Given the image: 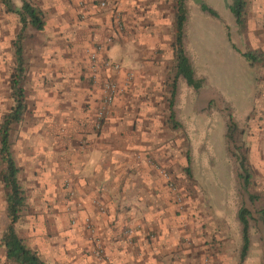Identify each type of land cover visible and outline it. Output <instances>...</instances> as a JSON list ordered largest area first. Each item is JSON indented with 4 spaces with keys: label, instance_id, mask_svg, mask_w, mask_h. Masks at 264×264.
Masks as SVG:
<instances>
[{
    "label": "rangeland",
    "instance_id": "374dc122",
    "mask_svg": "<svg viewBox=\"0 0 264 264\" xmlns=\"http://www.w3.org/2000/svg\"><path fill=\"white\" fill-rule=\"evenodd\" d=\"M1 1L0 6L4 9ZM12 1L19 6L18 0ZM35 1L30 0L34 5ZM65 1L67 5L76 7L75 3L72 4L73 1ZM226 1L231 0H186L184 47L195 75L203 77L205 84L197 90H192L180 81L175 112L180 126L170 129L165 121V126L158 131L163 136L162 150L151 147L155 144L153 140L146 141L148 144L144 149L151 156L155 170V173H149L154 180L153 193L151 189H147L146 195L144 194L146 197L138 203L133 202L129 196L122 203L107 205L97 201V204L87 205L90 210L96 209L100 216L104 217V220L99 221L85 212L87 206L82 201L81 194L73 183L70 184V175L65 171V161L69 156L66 150L61 148L55 155L54 152H46L50 157L55 156L54 161L59 163V167L51 170L52 172L43 170L37 174L35 170L36 130L39 136L44 137L43 142L46 143L50 135L61 134L63 137L66 127L64 124L59 125L53 133L47 124L38 126V123L35 128L36 119L40 115L35 111V40L44 38L48 29L38 33L27 26L21 40L25 59L21 84L27 111L22 121L14 125L10 135L13 158L18 167L17 177L25 195V205L14 227L24 244L35 250L45 264H259L263 236L260 225H257L259 230L250 229L248 253L241 263L238 262L240 238L235 212L240 199L233 185L232 164L225 154L221 135L223 119L219 109L226 103L220 100L218 91L230 98L229 105L231 108L233 106L236 119L241 117L246 107L251 106V102L252 106L254 105V76L248 67L241 63L235 54L236 51L231 47L232 42L243 52L248 51L245 42L248 30L245 29V23L242 27L232 25L233 18L227 9ZM81 2L79 0V4ZM200 2L216 10L219 18L202 11L199 8ZM92 7L94 14L98 15V12L102 11L98 5ZM81 14L74 13L69 18L66 13L58 18L66 28L60 32L70 41L68 48L74 52V60L82 64L81 73L77 75L80 87L87 91L90 86L94 87V90L99 91L97 97L100 99L98 83L93 84L88 77L87 55L97 45L105 44L106 48L112 43L116 34L113 26L115 18L112 12L107 13L112 29L93 26L94 30L90 33L95 34V37L90 35L88 40L87 32L83 31V27H86L83 23L85 16L82 14L80 18ZM247 17L249 38L256 37L258 42L264 44V16L250 11ZM165 22L166 29L159 30L122 28L123 33L136 35L139 40L120 47L122 57L134 51L143 52L145 55H150L151 51L154 54H164L165 72L158 98L164 103V119L166 100L162 95V88L171 63L170 42L173 33V22ZM72 25L74 30H69ZM18 27L14 15L7 13L3 17L0 14V115L12 105L8 79L15 65L12 41ZM163 31H166V34ZM153 33L166 36L163 45L157 46L156 49L146 44L149 38L145 35ZM256 51L260 50H253ZM261 52V61L256 63V77L264 82V51ZM243 60L251 65L249 60L244 57ZM93 92L92 98L96 95V91ZM98 104L99 101L96 107ZM259 104V110H262L259 115L264 119V102H257V105ZM89 108L82 112L84 119L90 115L92 108ZM50 111L54 112L48 114L49 117L64 115L60 110ZM248 129L254 131L250 140L257 138L261 142L264 134L261 133L260 126L253 125ZM100 130L101 127L97 131ZM255 132H258L257 136ZM21 136L22 138H19ZM62 137L58 139L61 146L65 143V138ZM242 143L246 147L250 165L264 166L257 145L253 147L254 151L250 152V155L248 147L251 141L243 136ZM186 154L189 156L190 176H187L184 170ZM255 178V182L260 180L261 185L262 178L256 172ZM1 190L0 207L6 217L4 191ZM93 213H96L95 210ZM86 217L89 222L85 221ZM1 226L0 222V230Z\"/></svg>",
    "mask_w": 264,
    "mask_h": 264
},
{
    "label": "crops",
    "instance_id": "0c3cea01",
    "mask_svg": "<svg viewBox=\"0 0 264 264\" xmlns=\"http://www.w3.org/2000/svg\"><path fill=\"white\" fill-rule=\"evenodd\" d=\"M70 1H73L72 4L75 3L76 7L71 4L67 5L65 0L35 1L44 16L42 30L48 29L44 38L39 41L35 40V111L37 110L40 114L36 119L35 128L38 123V126L47 124L51 127V133H53L59 125L64 124L66 127L65 133L62 134L65 138V143L62 146L58 141L62 137L61 134L58 136L50 135L44 143V137L39 136L38 130H36L35 170L38 174L42 173L43 170L52 172L55 168H58L59 163L54 161L55 156L50 157L46 152L51 151L55 155L57 150L60 151L63 148L69 153L68 159L65 161V171L70 175V184L73 183L86 206L98 202L107 205L114 202L122 203L129 196L132 197L133 202L138 203L146 197L145 191L147 189H151L152 193V189H154V180L149 176V173H155V170L152 167L151 156L144 149L145 145L148 144L146 141L153 140L155 144L151 147L162 150L161 141L163 136L158 131L165 124L162 111L164 103L158 98H160L159 90L165 72V60L164 54H154L152 51V55L134 51L122 57L120 47L128 42L133 43V41L139 40L136 35L123 33L122 28H133L134 30L139 27L148 28L149 30L166 29L165 21L173 22L172 0H103L105 6L101 8V12L96 11L98 15L93 13L95 10L90 4V0H81L80 4L79 0ZM228 3L229 1H226V6ZM250 11L264 16V0H252L251 2L247 0L245 29L248 31L247 15ZM110 12L115 18L113 26L116 34H114L112 43L104 49L103 54L108 60L119 64L118 70L108 72L117 83L119 91L111 105L108 117L101 126V130L94 131L91 122L94 108L99 101V97H97L99 91L94 90L92 86L89 87V91L80 87L77 75L81 73L80 67L82 64L74 60V52L68 48L70 41L66 40L65 35H61L60 32L61 29L66 30V28L58 18L63 17V14L66 13L69 14V18L74 13L84 14L83 23L86 24V27H83V31L87 32V39L89 40L90 35L95 37V34L90 33L94 30L93 26L97 28L99 26V28L107 30L112 29L107 15ZM0 14L3 17L7 14L1 6ZM82 14L79 15L80 18ZM228 21L231 20L228 19ZM232 25H236L234 19ZM69 28V30H74L73 25ZM41 31L37 32L40 33ZM248 31L247 37L249 38L248 34L250 32ZM164 32L166 34V31ZM145 37L149 38V42L146 44L151 46L150 48L155 47L154 49L159 45H163L162 43L166 38V36L158 35V33L145 35ZM248 38L245 39L248 50L258 49L264 51V44L258 42L256 37ZM231 47L236 51L235 54L241 60V63L247 66L254 76L253 88L255 92V86L261 82L256 79V63L249 65L248 62L243 60L241 55L243 51L232 42ZM85 63L83 66L84 71L86 70ZM93 91H96V95L92 98ZM218 93L221 101L230 104V98L223 96L219 91ZM250 105L245 108L244 113L237 121H243L244 116L252 107V102ZM46 106H49V108ZM87 108L89 110L92 108V110L89 117L84 119V115L82 116L84 113L82 112ZM50 110L63 111L64 115L58 114L55 115L56 117H49L48 114L54 112ZM259 124L261 131H264V119L259 120ZM253 133L254 131L251 130L250 135L246 136L249 142L251 141L248 147L249 153H252L254 151L253 147L257 145L259 157L264 160V138L261 142L257 138L250 140ZM255 133L257 136L258 132ZM19 138H22V136ZM157 146L158 148H156ZM252 168L262 178L261 181L264 182V166L254 164ZM1 189L0 183V204L2 203ZM88 206L85 212L90 213L91 218L96 221L104 220V217H101L96 209L90 210ZM93 210L96 213H93ZM6 219L0 207V222L2 225L0 238L4 225L8 223ZM0 264H13L5 259L1 243Z\"/></svg>",
    "mask_w": 264,
    "mask_h": 264
},
{
    "label": "trees",
    "instance_id": "16d2710c",
    "mask_svg": "<svg viewBox=\"0 0 264 264\" xmlns=\"http://www.w3.org/2000/svg\"><path fill=\"white\" fill-rule=\"evenodd\" d=\"M18 1L20 2L19 6H16L12 0L1 1L4 12L14 15L19 27L15 34V39L12 41L15 65L8 79L12 105L0 115V183L4 191V211L8 219V223L1 234L0 243L3 246L4 257L9 263L45 264L35 250L24 244L14 227L25 205V195L17 177L18 167L13 158L10 142V135L14 125L22 121L27 111L24 89L21 84L22 72L25 69L21 40L22 36L25 35L27 26L32 27L36 31H41L44 25L43 13L36 4L34 5L30 0ZM90 2L91 5L95 6L98 0H90ZM172 3L171 63L162 88V95H164L166 100L165 121L170 129H176L180 126V122L175 118L178 83L183 81L187 87L197 90L205 84V80L203 77L195 75L191 60L184 47V29L187 21L186 0H172ZM199 8L208 15L219 18L218 13L205 3L200 2ZM227 9L231 13L237 27L244 26L247 14V0H231L227 4ZM261 54H263L261 51L253 52L252 50L241 52V55L251 63H259L262 57ZM256 79L258 81L261 80L258 76ZM259 101L264 102L263 81L258 86H255L254 105L244 116L242 122L237 121L229 104L226 103L219 109L223 119L222 139L224 151L232 164L233 185L240 199L235 212L240 238L237 253L239 263L244 260L250 247V229L253 228L256 231L257 228L259 230L257 225H260L263 236L261 237L262 250L259 264H264V182L261 181V185L259 184L260 180L255 182V172L247 158L246 147L242 143V137L251 133V130L248 129L249 126H260L259 120H262V115L259 114L262 113V110H259L261 105H257ZM261 132L264 134V131ZM185 163V173L190 176L188 154L185 155Z\"/></svg>",
    "mask_w": 264,
    "mask_h": 264
},
{
    "label": "built area",
    "instance_id": "2783aa9c",
    "mask_svg": "<svg viewBox=\"0 0 264 264\" xmlns=\"http://www.w3.org/2000/svg\"><path fill=\"white\" fill-rule=\"evenodd\" d=\"M99 8L105 6L104 1L100 0L97 3ZM105 49V44L97 45L87 55L88 67L87 73L88 77L93 84L98 83L100 90L99 104L96 107L93 117H92V129L97 131L100 129L101 124L107 117L110 106L118 94V85L115 80L107 72L116 71L119 69V64L111 62L106 57H104L103 51ZM103 72V74H102ZM86 222L89 219L85 218Z\"/></svg>",
    "mask_w": 264,
    "mask_h": 264
}]
</instances>
